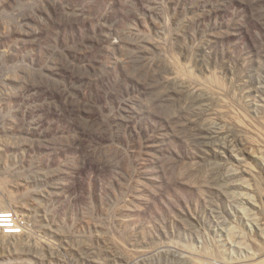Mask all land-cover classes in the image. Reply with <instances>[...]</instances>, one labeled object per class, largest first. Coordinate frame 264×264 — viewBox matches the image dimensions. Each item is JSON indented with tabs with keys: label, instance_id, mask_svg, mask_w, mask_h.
<instances>
[{
	"label": "rangeland",
	"instance_id": "rangeland-1",
	"mask_svg": "<svg viewBox=\"0 0 264 264\" xmlns=\"http://www.w3.org/2000/svg\"><path fill=\"white\" fill-rule=\"evenodd\" d=\"M2 212L0 264L264 260V0H0Z\"/></svg>",
	"mask_w": 264,
	"mask_h": 264
},
{
	"label": "built area",
	"instance_id": "built-area-1",
	"mask_svg": "<svg viewBox=\"0 0 264 264\" xmlns=\"http://www.w3.org/2000/svg\"><path fill=\"white\" fill-rule=\"evenodd\" d=\"M0 224H8L9 225V226H7L8 230H6L5 233L14 234V233L20 232V229L17 227V224L12 219V214H7V213L0 214ZM15 225H16V227H14ZM10 229H12L11 231H14V232H9ZM263 264H264V262H263Z\"/></svg>",
	"mask_w": 264,
	"mask_h": 264
},
{
	"label": "bare ground",
	"instance_id": "bare-ground-1",
	"mask_svg": "<svg viewBox=\"0 0 264 264\" xmlns=\"http://www.w3.org/2000/svg\"><path fill=\"white\" fill-rule=\"evenodd\" d=\"M0 214H5L4 212L0 213ZM16 227V225L14 226ZM12 230V229H10ZM253 262H251L250 264H263L264 260H255V259H252ZM235 264V263H234Z\"/></svg>",
	"mask_w": 264,
	"mask_h": 264
}]
</instances>
